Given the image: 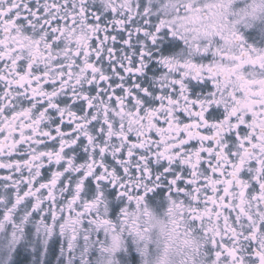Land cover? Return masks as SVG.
Returning <instances> with one entry per match:
<instances>
[{"label":"snow or ice","instance_id":"obj_1","mask_svg":"<svg viewBox=\"0 0 264 264\" xmlns=\"http://www.w3.org/2000/svg\"><path fill=\"white\" fill-rule=\"evenodd\" d=\"M152 212L264 264V0H0V264H135Z\"/></svg>","mask_w":264,"mask_h":264},{"label":"clouds","instance_id":"obj_2","mask_svg":"<svg viewBox=\"0 0 264 264\" xmlns=\"http://www.w3.org/2000/svg\"><path fill=\"white\" fill-rule=\"evenodd\" d=\"M141 247L142 264H199V241L183 234L163 213L152 212Z\"/></svg>","mask_w":264,"mask_h":264},{"label":"flooded vegetation","instance_id":"obj_3","mask_svg":"<svg viewBox=\"0 0 264 264\" xmlns=\"http://www.w3.org/2000/svg\"><path fill=\"white\" fill-rule=\"evenodd\" d=\"M133 252L135 253L134 257H133V260L135 261V264H142V256L141 254L139 253V251H137L136 249V246L134 245V248H133ZM124 254L127 255V251L125 249L124 251Z\"/></svg>","mask_w":264,"mask_h":264}]
</instances>
